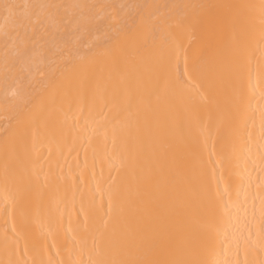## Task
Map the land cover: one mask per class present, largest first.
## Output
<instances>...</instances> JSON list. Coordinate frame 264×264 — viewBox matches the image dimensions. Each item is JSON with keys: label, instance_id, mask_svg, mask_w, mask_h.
Returning <instances> with one entry per match:
<instances>
[{"label": "bare ground", "instance_id": "obj_1", "mask_svg": "<svg viewBox=\"0 0 264 264\" xmlns=\"http://www.w3.org/2000/svg\"><path fill=\"white\" fill-rule=\"evenodd\" d=\"M0 264H264V0H0Z\"/></svg>", "mask_w": 264, "mask_h": 264}]
</instances>
